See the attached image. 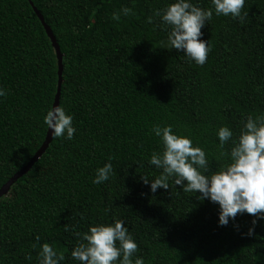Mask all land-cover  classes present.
Returning a JSON list of instances; mask_svg holds the SVG:
<instances>
[{
  "label": "trees",
  "instance_id": "16d2710c",
  "mask_svg": "<svg viewBox=\"0 0 264 264\" xmlns=\"http://www.w3.org/2000/svg\"><path fill=\"white\" fill-rule=\"evenodd\" d=\"M29 1L62 54L58 105L76 132L52 138L0 197V264H38L44 243L64 256L60 264H78L70 255L76 237L63 226L86 231L113 219L125 221L138 245L132 259L144 264H264V221L253 226L252 215L238 213L219 226L218 204L197 200L199 192L170 181L152 193L141 179L160 173L147 162L161 150L152 125L189 136L218 171L217 129L226 125L235 137L249 115L264 113V0H245L242 18L213 14L201 28L211 46L203 66L166 47L158 18L147 23L173 0ZM29 1L0 0V187L42 144L57 88L55 51ZM121 7L135 14L112 19ZM109 158L112 175L94 185Z\"/></svg>",
  "mask_w": 264,
  "mask_h": 264
},
{
  "label": "clouds",
  "instance_id": "9594fccd",
  "mask_svg": "<svg viewBox=\"0 0 264 264\" xmlns=\"http://www.w3.org/2000/svg\"><path fill=\"white\" fill-rule=\"evenodd\" d=\"M210 4L211 7L204 9L191 0H173L165 7L153 10L147 23L153 24L158 18L159 22L154 26L166 32V47L177 52L182 50L181 57L185 61L203 66L211 50L209 41L200 39L205 23L213 14L233 19L247 15L242 14L245 0H210ZM130 14H135L131 8L121 7L119 12L112 13V19L118 21L121 15ZM4 96L6 91L0 88V97ZM72 121V115L66 114L61 105L51 106L43 116V124L51 130L53 138L71 140L76 132ZM150 131L159 138L161 145V150L153 151L147 161L160 170L159 175L153 180L141 176L143 183L150 186V192L155 193L158 188L169 189L170 181L183 192H199L197 200L207 199L218 204L219 226H226L238 213L252 215L253 226L257 219L264 221V113L255 118L249 115L242 121L235 137L226 125L217 129L222 161L218 171L210 170L205 150L194 146L189 136L173 132L172 125L154 124ZM228 141H231V147L224 151ZM110 160L95 169L94 185L109 180L113 173ZM63 227L76 237L70 255L78 264H144L142 257L132 259L138 245L123 219L89 224L86 231H77L75 224ZM253 231L254 227L249 228L247 234L251 236ZM63 259L64 256L48 243L40 246L38 264H60Z\"/></svg>",
  "mask_w": 264,
  "mask_h": 264
},
{
  "label": "water",
  "instance_id": "95a60500",
  "mask_svg": "<svg viewBox=\"0 0 264 264\" xmlns=\"http://www.w3.org/2000/svg\"><path fill=\"white\" fill-rule=\"evenodd\" d=\"M29 1V0H28ZM29 4L31 6V8L33 9L34 13L36 14V16L38 17V19L40 20L43 29L47 35V37L49 38L51 45L55 51V55H56V61H57V88H56V94L54 96V100H53V104L52 106H57L58 105V101H59V96H60V86H61V81H62V54L60 52L59 46L55 40V37L53 35V33L51 32L50 28L48 27V25L45 24L41 14L39 13V11L37 10V8L33 5V3L31 1H29ZM52 136H51V130L46 131V135L45 138L42 142V144L40 145V147L37 149V151L32 155V157L29 159V161L27 162V164L22 167L19 171H17L12 177H10L1 187H0V197L5 195L9 189V187L19 178L21 177L23 174H25L30 168L31 166L41 157V155L44 153V151L46 150L48 144L51 142L52 140Z\"/></svg>",
  "mask_w": 264,
  "mask_h": 264
}]
</instances>
